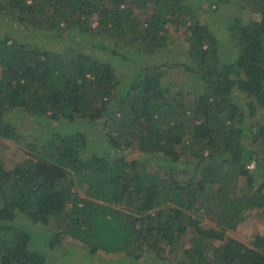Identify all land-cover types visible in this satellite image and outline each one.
Instances as JSON below:
<instances>
[{"label": "trees", "instance_id": "trees-1", "mask_svg": "<svg viewBox=\"0 0 264 264\" xmlns=\"http://www.w3.org/2000/svg\"><path fill=\"white\" fill-rule=\"evenodd\" d=\"M199 1H0L32 29L11 35L0 25V140L25 141L16 125L23 112L99 122L104 132L99 142L80 130L34 136L29 150H14L26 157L10 167L0 158V264H49L66 236L87 257L102 250L152 264H264V233L247 242L230 234L247 235L249 211L264 210V177H254L264 160V119L254 118L264 109V0H236L235 10L255 18L226 24L231 60L220 59L217 38L197 20ZM167 24L189 42L192 78L176 91L161 65L140 67L128 54L165 53ZM59 35L72 43L53 47ZM118 61L138 69L124 88ZM235 88L250 98L243 107Z\"/></svg>", "mask_w": 264, "mask_h": 264}, {"label": "rangeland", "instance_id": "rangeland-1", "mask_svg": "<svg viewBox=\"0 0 264 264\" xmlns=\"http://www.w3.org/2000/svg\"><path fill=\"white\" fill-rule=\"evenodd\" d=\"M1 1V0H0ZM236 0H232L227 4H216L214 2H210L208 0H200L197 3V9L200 12L197 14V20L202 25H207L211 30V33L217 38V48L221 55V60H231L232 54L234 50L231 48L230 44L226 41V32L225 27L231 19L235 16H240L243 18L254 19L255 14L250 12L248 9H244L242 12H238L235 10ZM200 7V8H199ZM7 10V9H6ZM4 8L0 7V25L6 26L14 30L11 32V35H16L17 32H24L25 34H30L32 29H26L24 24L17 23L16 20L13 19V13L6 11ZM140 18H144L145 12L140 11ZM9 20V21H8ZM92 25H96L95 16L93 15L90 20ZM168 30V39L167 42L170 45H167V50L165 53H158L152 56L150 59L145 61L143 56H136V54L128 52L129 56H134L136 62L140 67H142L145 63L150 64L154 62L156 64L161 65L160 69L169 82V86L173 90H177L180 88V85L183 83H188L189 78H192V74L186 71L184 65H189V57L187 55L189 49V42L185 40V35L183 33L182 28L175 30L174 25L167 24ZM67 33V32H66ZM75 38L79 40L85 39L88 37L86 35L79 34L76 32L74 34ZM40 44L43 43L44 38L38 37L35 39ZM71 39H67L61 35L55 36L53 41L51 39L50 44L53 47L60 48L63 46L70 45ZM49 44V45H50ZM56 44V45H55ZM117 75L121 81V87L124 88L125 82H130L133 75L137 72L138 69L134 67V64L131 61H118L116 63ZM0 77H1V66H0ZM120 87V86H119ZM195 87V82L192 79L190 82V86L188 90H192ZM233 97L236 101L242 104V107L245 105V102L250 98L246 97L242 91L238 89L233 90ZM18 119L16 120L18 128L22 129V135H24L25 141L21 140H0V158L4 162V165L10 167L15 158L18 157H26L25 152L19 151L18 154L15 153V149L20 147L23 151H27L30 149V146L33 144L34 136H43L45 134H52L54 132H60V134L65 135L70 132H74L76 130H80L86 133L89 141H102L104 140V132L102 131L101 125L99 122L91 123L85 119H75L72 122L52 119L47 116L41 117H30L23 114H19ZM256 118L264 119V109L261 106H257ZM73 130V131H72ZM247 140L245 136L242 139V142ZM20 153V154H19ZM125 155L128 157H135L138 159H145L148 156L138 150H126L124 151ZM150 163L155 164L154 159L150 161ZM253 163V162H252ZM250 163L248 165L249 169H253L254 164ZM149 164V168L152 169L154 166ZM254 177H264V160H262L259 164V168L254 170ZM260 179V178H258ZM257 179V180H258ZM264 192V190H263ZM198 215L201 224L210 225L212 223L209 214L203 213L200 211H196L195 213ZM248 223H245V226L250 227L248 234L246 235V231L240 232H230L232 237H236L243 242H247L249 238H251L253 234H263L264 233V210L263 207L254 208L249 211ZM79 243L77 241L72 240L70 237L66 236L62 245L58 248L54 249L51 252L50 260H48L49 264H152L151 260L146 257H141L136 261H128L127 259L122 258L121 254L117 253H106L102 250H98L95 255L91 257H87L82 255L80 249L77 247ZM131 260H133L131 258Z\"/></svg>", "mask_w": 264, "mask_h": 264}, {"label": "built area", "instance_id": "built-area-1", "mask_svg": "<svg viewBox=\"0 0 264 264\" xmlns=\"http://www.w3.org/2000/svg\"><path fill=\"white\" fill-rule=\"evenodd\" d=\"M252 165H253V163H252Z\"/></svg>", "mask_w": 264, "mask_h": 264}]
</instances>
